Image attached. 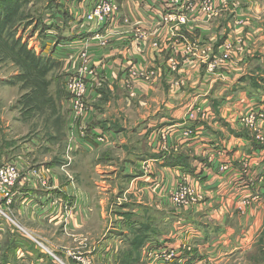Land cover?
Wrapping results in <instances>:
<instances>
[{"label": "crops", "instance_id": "obj_1", "mask_svg": "<svg viewBox=\"0 0 264 264\" xmlns=\"http://www.w3.org/2000/svg\"><path fill=\"white\" fill-rule=\"evenodd\" d=\"M101 1L48 0L41 17V23L49 28L47 37L43 40L39 35L37 44L31 42L29 46L36 50L42 41L40 51L44 54L46 42L53 46L54 56H50L56 60V77L63 79L59 103L66 117L65 163L31 169L43 172L46 183L42 187L39 180L28 181L30 169L14 162L24 175L14 187L15 200L10 207L15 226L41 239L49 237L43 235L46 226V230L55 232L54 236L59 232L65 242L92 240L95 246L91 248L102 251L106 242L94 241L97 225L91 216L95 211L94 190L104 191V182L100 185L98 181L82 180L84 173L79 171L78 161L84 153H90L93 167L112 168L116 136L127 131L124 125L104 117L103 107L111 100L115 87L136 97L153 91L154 95H166L169 102L131 131L140 151L133 145L139 153L130 151L118 173L110 172L113 179L122 176L124 181L119 201L112 205L122 206L126 212L120 215L126 221L132 216L137 225L154 232L153 228L162 226L172 230L169 237L164 235L153 242L177 252L182 245L190 248L183 264L202 260L234 264L254 247L264 227V146L253 141L250 133H244L236 121L237 113L251 105L260 102L264 108V0H214L210 19L195 11L186 26L175 29L160 22L159 8L167 0H116L118 9L113 21L98 24L86 20ZM188 45L196 49L185 55ZM226 45L232 49L229 59L218 63ZM172 61L177 66L175 73L171 72ZM211 63L215 64L213 72L208 71ZM73 81H82L85 94L78 96L70 91L68 85ZM144 88L149 89L144 93ZM78 100L83 109L77 113ZM196 103L211 109L213 116L203 119L199 114L195 120H188L191 109L186 111V107ZM186 129L193 131L191 137L182 136ZM164 132H170L167 146H177L171 154L152 142L156 134ZM99 137L103 140H97ZM125 141L120 139V145ZM179 157L188 160L194 174L166 165L168 158ZM244 162L248 163L249 173L240 177ZM223 164H227V171L219 170ZM182 172L201 183L205 196L196 205L170 214L175 209L168 197ZM96 175L104 177L100 171ZM239 178L249 180L248 186L239 183ZM254 196L259 198L254 199L253 208L241 217L236 203ZM53 198L57 200H50ZM59 200L71 206L70 212L61 214L69 223L66 229L59 226L63 218L52 216L54 222L50 223L47 216L41 215L47 206L57 210ZM164 209L169 210L165 213ZM13 232L14 228L4 225L0 240L5 236V242L1 246L12 250L29 247ZM0 252L13 262L14 252ZM68 253L61 251L67 261Z\"/></svg>", "mask_w": 264, "mask_h": 264}, {"label": "rangeland", "instance_id": "obj_2", "mask_svg": "<svg viewBox=\"0 0 264 264\" xmlns=\"http://www.w3.org/2000/svg\"><path fill=\"white\" fill-rule=\"evenodd\" d=\"M47 3L48 0H14L11 3H5L0 0V168L5 164H14V162L23 169L30 170L38 169L39 166H45L49 163L55 164L60 163V161L65 163L66 146L64 145V129L66 117L64 109H62L59 103L61 91L60 82L63 79L56 77V60L51 58V56H54L53 46L46 42L45 54L44 50L42 51L41 49L40 51V47H43L42 41L37 49L34 48L36 50L29 49L31 42L32 44H37V40H40L38 31L41 27L42 13ZM116 5L118 9L117 2ZM164 25L169 26L171 29L186 26ZM222 25V23L217 22L218 27H222ZM195 49V46L188 45L185 50V55L194 53ZM224 51L227 50L224 48ZM231 51L232 49H230ZM224 54L226 52L218 56V63H224L229 59V56L225 58ZM171 66V72L175 73L177 66L173 61L171 62ZM208 67V71L213 72L215 64L211 63ZM45 80L48 82L47 86H45ZM149 86L152 87L151 84ZM148 89L144 88L142 91L145 93ZM85 92L86 86L81 81V91L79 93L81 95L85 94ZM194 101L195 99H193ZM167 102L169 100H167L166 95H154L153 91H148L147 94L136 97L134 94H127L125 90L115 87L111 100L103 107L105 111L104 117L124 125L127 134L120 133L116 136L115 142L117 147L116 150L113 149L114 163L111 164L112 168L110 170H104L101 167L99 169H96V166L93 167L90 157L92 154L90 153H84L79 158V171H83L84 173L83 179L81 178L82 180L92 183L98 181L100 185L104 182V191L94 190L93 204L95 211L93 212V217L91 216L95 225H97L94 231V241H101V244L102 241L103 243L106 242L103 245L102 251L92 249L95 246L92 244V240H87V242L79 241L80 243L72 242L71 240L65 242L59 232L54 236L55 232L51 229L46 230V226L44 227L43 235L45 237L46 235L49 236L48 238L46 237L47 240L44 238L41 239L42 236H40L41 238H37L28 230L22 232L15 226L16 224L11 213L12 208H10L6 211L8 218L0 215V223H2L0 230L3 229L5 224H8L11 228H14L12 234L16 238L25 240L29 247L12 250L10 246L6 249L5 246L0 245V251L9 254L14 252L13 262L12 260L9 261V258H4L0 252V264H77L76 260L72 258L74 256L89 259L93 264H177L175 262L168 263V261L156 259L154 254V252H159L160 255L158 257H160L164 252V246L155 242L158 245L157 247L153 239L154 241L156 239L159 240L164 235L169 237L172 230L162 226L158 229L153 228L155 233L151 228H144L141 225H137L135 218L132 219V216L127 221L124 218L122 219L120 212L123 213L126 211L122 210V206L112 204L113 202L117 203L119 201L117 198L120 196L119 193L121 188H123L124 181L122 180V176L116 180L113 179V175H110V172L118 173V169L121 168L124 159L127 158L126 156L130 151L131 153L137 151L133 146L136 145L137 138L133 137L131 131L135 129L136 125H142V122H146L149 117L153 116L156 109L163 108ZM191 107L187 106L186 111L190 108L191 110L189 112L195 110L197 115L200 114L199 111L205 113L209 109L207 107H201L199 103ZM185 113L181 116L184 117ZM188 113L187 119L190 120ZM247 113L246 108L238 112L236 121L240 124L244 133H250L253 136L251 138L253 141L264 146V129H256L258 133L263 134V141H261L260 139H256L259 134L256 135V132L245 127L242 119ZM169 133L164 132L163 135H160L161 133L156 134L155 136L157 137L154 136L152 142H156L162 152L171 154L176 151L177 146H167L169 144ZM158 136H161V138H158ZM124 138L126 140L125 144L120 145V139ZM128 138H131L129 142L127 141ZM162 138L164 139V143L162 141V144H160L159 140H162ZM136 146L140 151V144ZM134 158L136 157H132V160ZM57 170L60 172V167ZM96 171L104 173L103 179L98 178ZM41 173L43 172L38 170L34 172L31 170L30 175L32 176L29 177L28 181H38L40 178L46 181ZM23 176L21 173V179ZM179 184H183L193 191L194 202L189 205L186 204L177 207L171 203L169 194V202L175 209L170 210V214L172 211H175L177 214V211L185 207L196 205L205 196L199 187L201 183L196 182L192 177H187L183 172L179 176L177 185ZM50 200L54 201L57 198ZM100 200L103 201L102 204H100ZM59 201L57 202V210H51L47 206L46 209L41 210V215L43 217L47 216L45 219L50 223L54 222L52 216H57L59 219L63 218L62 224L60 223L59 226L66 229V225L69 223L62 215L65 212H70L71 206L68 207L63 200ZM255 203L256 201L254 200L249 201L248 204H244L240 200V202L236 203L235 208L241 217L242 214L247 216ZM168 210L164 209L163 211L167 213ZM131 213L134 214V212ZM32 217L35 218L34 215ZM158 217H161V214ZM0 234L3 236L2 233ZM7 234L8 232H5V236L8 237L9 235ZM4 237L0 240L1 244L5 242ZM255 242L254 247L252 245L249 252L234 264H264V227H262V231ZM62 247H67L68 250H63ZM61 251L70 252L67 255L69 261L64 258Z\"/></svg>", "mask_w": 264, "mask_h": 264}, {"label": "built area", "instance_id": "obj_3", "mask_svg": "<svg viewBox=\"0 0 264 264\" xmlns=\"http://www.w3.org/2000/svg\"><path fill=\"white\" fill-rule=\"evenodd\" d=\"M116 0H103L101 2H98L95 4V7L91 13H89L86 16V20L88 21H95L98 24L100 23H110L113 21L116 12H117V5ZM213 2L214 0H167L164 2L161 6V17L160 22L163 24H175V25H185L187 24L191 19V15L195 11H200L203 13L208 19L213 14ZM179 4H182L180 8H176ZM227 51L226 54H224L225 58H228L229 52L231 47L229 45H226L224 47ZM68 88L71 92L75 93L76 95H80L81 91V82L79 81H73L68 85ZM83 109V104L80 100H78L75 104V112H81ZM211 109H208L205 113H202L199 111L201 116H203V119L206 117H211L213 114H210ZM246 116L242 119L245 127L249 130H252L256 132L257 138L263 141V134L258 133L256 129H264V108L261 107L260 102L254 105V107H249L247 109ZM197 116V112L191 111L188 113V117L190 120H195ZM183 136L185 137H191L193 134V131L191 129H186L182 132ZM160 135H163L161 133ZM157 137V136H155ZM161 138V136H158V138ZM97 140L102 141L103 138H98ZM162 141L164 143V139L159 140V143L162 144ZM247 162L243 163L240 177L244 174L245 176L248 175V166ZM227 164L219 165L220 171H227L228 169ZM187 177H190L186 174ZM21 179V172L19 168L15 164H5L0 168V215L5 216L8 218V214L6 213L7 210L10 209V207L13 205L15 200V193H14V186L17 184V182ZM39 181L41 182V186L43 187L46 183V181L43 180V178H40ZM249 180H244L242 178H239V183L243 184L244 186H248ZM258 199L257 196H254L252 198L250 197H244L241 201H243L244 204H248L249 201ZM170 201L174 206H183V205H189L194 202V194L191 189L186 187L183 184L177 185L170 193ZM163 254L158 257L160 254L159 252H154L156 259H161L162 261H168L169 262H175L179 264H183L185 262V256L184 254L190 251V248L187 246L182 245L181 251H175V250H168L164 249ZM73 260H76L77 264H93L92 261L89 259H82L79 257H72ZM196 264H214L212 261L208 260H202L199 262H196Z\"/></svg>", "mask_w": 264, "mask_h": 264}, {"label": "trees", "instance_id": "obj_4", "mask_svg": "<svg viewBox=\"0 0 264 264\" xmlns=\"http://www.w3.org/2000/svg\"><path fill=\"white\" fill-rule=\"evenodd\" d=\"M5 3H11L14 0H2ZM46 26L44 24L41 23V27L39 28V35L41 37V39H46L47 37V32L49 30V28H45ZM46 33V34H45ZM35 55V54H34ZM46 83L45 86L48 85L47 80L44 81ZM255 147H257V145H255ZM261 148L260 146H258V149ZM166 165H169L170 167L173 168H180L182 171L186 172V173H190V174H194V168H192V165L189 164L187 159H184L182 157H179L177 159L175 158H168V160L165 162Z\"/></svg>", "mask_w": 264, "mask_h": 264}]
</instances>
